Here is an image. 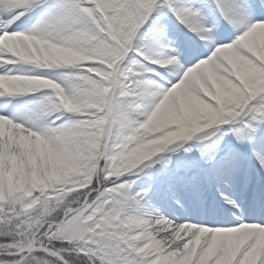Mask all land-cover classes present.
Masks as SVG:
<instances>
[{
	"label": "snow or ice",
	"instance_id": "1",
	"mask_svg": "<svg viewBox=\"0 0 264 264\" xmlns=\"http://www.w3.org/2000/svg\"><path fill=\"white\" fill-rule=\"evenodd\" d=\"M0 264H264V0H0Z\"/></svg>",
	"mask_w": 264,
	"mask_h": 264
}]
</instances>
